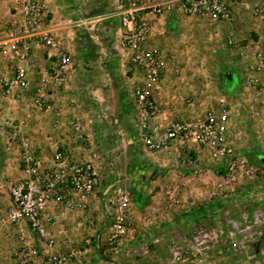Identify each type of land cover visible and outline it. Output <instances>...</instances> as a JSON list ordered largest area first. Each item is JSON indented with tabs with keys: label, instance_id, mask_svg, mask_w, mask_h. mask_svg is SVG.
Masks as SVG:
<instances>
[{
	"label": "rangeland",
	"instance_id": "374dc122",
	"mask_svg": "<svg viewBox=\"0 0 264 264\" xmlns=\"http://www.w3.org/2000/svg\"><path fill=\"white\" fill-rule=\"evenodd\" d=\"M117 1H80L81 6L74 8L78 14L71 11V19L80 21L86 18H98H95L96 22L89 23L91 21L89 20L86 25L75 29L74 32L70 31L67 38L65 34L63 38L65 46L68 41H72L71 47L77 51L81 43L78 45L76 42L81 39L83 47L94 52L97 45L91 36L100 35L95 40L100 42L101 36L105 41L113 38L115 48L118 47L121 37L119 29L121 15ZM185 3L186 0L155 2V4H165V11L162 16L153 14L155 17L153 21L156 24H152L153 21L149 20L152 25L151 44L164 51L163 80L167 79L179 86V90L176 91L178 98L174 97L171 102L167 100L170 104L169 108L177 100L185 102L192 100L196 108L204 103L209 106L208 111L216 112L226 105L231 112L230 128L239 136L240 146H242L240 143L242 140L246 144L254 142L264 152V95L260 92L258 94L257 91L254 95L255 88L249 85L246 87L239 84L234 92H229L225 88L221 70L225 68L223 66L229 58L222 51L221 46L224 42L227 43L224 38L217 39L216 35L226 28L208 19L191 17L180 8ZM106 14L110 17L108 15V18L102 19L104 18L102 16ZM86 34H88L87 38L84 37ZM115 57H112L113 62L112 60L111 62L116 64L109 69L103 66V70L95 71L81 70L84 66L78 67L74 75L77 81L82 78L80 79L82 82L79 80L78 83H81L78 85L80 89L67 90L65 94L85 96H81L78 102L79 113L83 117L93 115L100 117L103 120L99 122L101 131L109 127L118 132L121 126L125 125L130 137L142 144L136 130L137 115L132 96V74L129 73L127 66H122V62L117 57L115 61ZM74 61L78 65L79 60L75 56ZM47 64L46 54H43L42 62L35 63L33 89L37 88L41 72L46 70ZM103 73L107 75L110 73L111 76L107 78ZM98 88L102 89L105 95L102 102H96L93 99L92 92ZM31 94H33L32 91L26 97H31ZM28 104L32 105V102L28 101ZM53 104L54 102L51 103ZM12 106V103L6 102L0 89V196L6 198L3 202L6 205H0V210H4L2 213L5 214L11 207V190L22 178L19 165L22 139L29 138L31 144L36 145L35 132L32 135V132L25 131L31 125L29 123L33 117V110L34 118L38 117L37 120L35 119V125L41 120L44 121L46 119L44 115H47V112L38 111L30 106L28 110L31 116L21 127L20 121L24 119L25 114L23 112L24 115L16 119L11 110ZM52 113H54L53 110L49 112V114ZM85 121L82 122L85 124ZM241 122L244 127L252 122V129L241 128ZM99 135L101 136L100 132ZM36 136L40 137V134ZM99 139L102 140L101 137ZM98 144L99 147L94 142L102 160L106 159V163H109L111 155L108 157L106 155L104 139ZM121 151L122 148L115 150V156L121 154ZM249 160L254 164L250 158ZM197 170L199 172L189 174L185 171L180 172L179 168H167L164 172L152 171L150 175L145 174L148 187L152 186L151 196L158 195V198L150 200L147 194L148 210H136V213L130 210L129 235L121 240L118 250L109 249L107 242L105 244L100 242L97 247L96 261L87 263L88 248L78 245L83 252L85 250V253L82 259L75 263L264 264V175L259 174L254 178L239 176L236 180H231L224 173V167L212 171L210 165H205L202 171ZM159 178L160 183L150 184L151 181ZM128 189L131 190L129 187ZM109 207L113 208L111 203ZM195 209L209 210V213L204 214L202 218L187 216ZM171 210L178 211L170 213ZM20 235L18 231L19 240ZM195 238H199L200 241L194 243ZM127 241L128 244L131 242L132 244L130 248L124 249V243L126 244ZM205 241L208 242L205 243ZM78 246H73L71 249ZM176 256H180L181 260H176Z\"/></svg>",
	"mask_w": 264,
	"mask_h": 264
},
{
	"label": "built area",
	"instance_id": "2783aa9c",
	"mask_svg": "<svg viewBox=\"0 0 264 264\" xmlns=\"http://www.w3.org/2000/svg\"><path fill=\"white\" fill-rule=\"evenodd\" d=\"M15 1L18 5L16 18L3 28L6 40L0 42V89L5 99H27L38 111L49 113L53 110L58 113L60 120L61 110L51 105L54 102L52 96L65 89L71 80L73 53L55 30L53 12L46 0ZM118 1L121 37L116 50L120 61H123L122 66H127L132 74L136 130L144 147L158 153L176 149L180 145L183 152H180L179 158L188 171L196 173L199 172L200 159L192 153V146L197 145L207 152L216 165L224 167V173L231 180L239 176L254 178L259 174L264 175V166H256L240 154V138L230 128L231 112L226 105L220 111H208L204 118L194 121L176 118L165 124L156 122L161 110L157 95L162 92L165 62L162 49L150 44L151 23L140 13L150 11L155 16H162L166 5L155 4L154 0ZM241 2L243 0H186L180 8L191 17L208 19L226 28L236 21V7ZM250 11L254 19L264 21L262 3L254 4ZM74 24L71 19L69 25ZM78 24L86 25V21L80 20ZM226 43L235 49L238 46L233 37ZM240 49L237 50L243 56ZM37 50L44 51L49 66L41 72L38 86L33 89ZM259 54L264 69V47H261ZM250 83L264 95V78L262 82L251 78ZM31 91V97H26ZM185 103L190 107L195 105L192 100ZM30 116L27 113L20 121L21 127ZM67 123L81 146L82 159L75 157L69 148L58 145L51 158L45 160L29 138L22 139L19 165L23 177L11 190V207L7 213L0 211V219L21 234L20 246L10 251L16 264H34L35 258L41 253L40 246L50 249L55 247L56 241L50 232L54 221L46 216L50 207L84 212L103 187L102 156L94 140L85 131L75 107L71 108ZM132 205L130 192L120 189L115 193L107 236L109 249L118 250L121 240L129 235L128 214ZM94 222L91 219V224ZM195 241L198 243L200 240L195 238ZM91 244L92 240H86L85 245ZM82 248H73L67 253H48L43 263L79 262L85 253ZM175 259L180 261L181 257L176 256Z\"/></svg>",
	"mask_w": 264,
	"mask_h": 264
},
{
	"label": "crops",
	"instance_id": "0c3cea01",
	"mask_svg": "<svg viewBox=\"0 0 264 264\" xmlns=\"http://www.w3.org/2000/svg\"><path fill=\"white\" fill-rule=\"evenodd\" d=\"M46 1L49 4L51 11L53 12L56 24L55 30H57V33L60 34L63 38H67L70 31L74 32L75 29L82 27V25L80 26V24H78V21H74L72 19L74 23H76L72 26L69 25V21L71 20V11L77 15L78 12L75 11L74 8H79L81 6L80 1L85 0ZM92 1L93 0H88V2ZM154 1L157 3H162L165 0ZM256 3H262L264 5V0H243V2H241V4H238L236 7L237 18L234 24L230 27H226V29L222 30V32H219V35H216L217 39L218 37H220L222 39L224 38L225 41L233 37L239 46H237V48L235 49L228 44H225V42L221 46L222 51L226 54V56H228L227 58H229L228 60L226 59V65L223 66L225 68L221 70L222 76L224 77V75L228 71H233L239 77V84H242L246 87L248 85L253 86L250 83L251 78L258 79L260 82H262L264 78V69L262 68V64L259 58L260 49L261 47H264V21L250 17V9ZM118 8L120 7L118 6ZM17 9L18 5L16 4L15 0H0V42L2 40H6V34L4 33L3 28L8 26L15 20ZM140 14L147 20L153 21L155 18L150 11H142ZM108 15L109 14L103 15L102 17L104 18L102 19H106V17L108 18ZM95 18H86L84 21L87 22L91 20L89 23H93L97 21V19ZM152 24L156 23H154L153 21ZM92 29H94V27ZM65 34L67 36L64 37ZM98 36L100 37V35ZM98 36H91L92 39H94V43H96L95 45H97V49L96 51H94L97 54L92 52V50H90L89 48L83 47L81 39L76 42V44L78 45L79 43H81L78 47L80 49L77 48V51L73 49V47H71L72 41H68L66 45L71 49L73 53V70L71 71V80L65 89L52 96L55 108L61 110V119H58V113L56 112L52 114L46 113L47 115H44L46 119L44 121H39L35 125V119L37 120L38 117L35 116L36 118H34L35 114L33 110V113L31 112L33 114V117L31 118L29 123V125H31L30 127L28 126L25 131L27 133L32 132V135L35 132V137L37 140H34V143L39 148L40 153L43 155L45 160L51 158L54 150L58 145L69 148L74 152L75 157L82 159V156H80L81 146L77 142L71 130V127L67 123L70 110L71 108L75 107L82 121L86 120L84 129L87 132L88 136L94 139V142H96L98 147V142L104 139V150L107 151L106 155L107 157L108 155H111L109 157V163H106V159L105 161H101V167L104 175L103 187L91 199V206L84 212L70 211L54 206L50 207L47 210L46 216L53 218L54 221L53 226L50 227V232L51 235L55 238L56 245L51 249L47 248L44 245L40 246L41 253L35 258L34 264H44L43 261L45 260V256L48 253H66L73 246L78 245L84 248H88L87 253H89V257L86 262L88 263L92 261V263H94L96 261V257H98V243L101 242V244H105L107 242L108 231L111 225L113 213V208L109 207V203L113 204L114 195L118 190L122 189L130 192L133 199V207L131 206L130 208V210H134L132 213H136V210L146 211L149 208V201L145 207L139 208L136 205L135 200L141 196L143 197V199H145L146 202V198L148 196H150L149 198L151 200L157 199L158 195L151 196L153 192L152 186L150 185L148 187V184L146 183L144 177L145 174L150 175L152 171L164 172L167 170V168H179L180 172L185 171L189 174L192 173V171L187 170V168L181 161V158H179L180 152H183V148L180 145H177L176 149L153 153L147 150L143 144H139V142H137L135 138L134 141L133 138L130 137L125 125H122L121 129L118 132L112 130V128L109 127H105V130L101 131L99 128V122H103V120L100 119V117H96L94 115L90 117H83L80 115L78 110V106L80 105H78V102L82 95L77 94L76 96L69 93L65 94V91L67 90L78 91V89H80L78 88V85H81V83H78L82 78H80V76V79L77 81L76 76L74 75V73L78 71V67L81 68V66H84V68H82L81 70L89 69L95 71L103 70V66L109 69V67H112L116 64V62L115 64L112 63V57L116 56L119 59V54L115 48V40L111 38L105 41L101 36L102 40L99 42L98 40H95V38H99ZM152 41L154 42L153 38ZM238 48L242 49L240 50L243 52V56H241L238 52ZM35 54L34 67L35 63L42 62V56L45 53L43 50H37ZM74 56L79 60L78 65L74 61ZM116 57L115 61L117 59ZM47 65L49 66V61ZM103 74L104 76H107V78H109L108 76H111L110 73H108V75L107 73ZM73 78L75 80H73ZM80 81L82 82V80ZM253 87L255 88L253 90L254 95L255 91H257V93L260 92L258 90V87ZM178 90L179 86L177 85V83L173 84L167 79L163 80L162 92L157 95L158 102H161H159L161 110L159 117L156 119V122H163L165 124L168 120H173L176 118L194 121L196 119L204 118V116L207 114V107L209 106H206L204 103L202 105H198L196 108L195 105L193 107H190L185 103V101L177 100L175 103H172L173 106L169 108L170 104L168 102H171L174 97L178 98V95L176 94V91ZM92 95L94 97L93 99L96 102H102L105 99L103 90L100 88L95 89L92 92ZM5 100L6 102H10L13 104L11 110L14 113L13 116H15L16 119H20L23 112L26 116L27 113L30 112L28 108L30 106H33L28 104L29 100L27 99ZM240 124L242 125H240V127L246 128V130L252 129L253 126L252 122H249V124H247L245 127L243 126L242 122ZM238 130H240V128ZM99 132L101 133V136L99 135ZM39 134L40 137H37L36 135ZM106 136H109V138H106ZM100 137L102 140L99 139ZM240 143L242 145L239 147L240 154L244 155L247 158H250V156L253 155V159L251 160L256 166H260L259 156L264 154L263 149L260 150L254 142H248L246 144V142L242 140L240 141ZM119 148H122L121 154L115 156L116 154H114V151ZM192 150V153L195 155V157L197 155L200 159V165L198 166V169H201V171L202 167H204L205 165H210L212 171H217L219 167H221L216 165L210 159L207 152L202 150L199 146L193 145ZM110 152L112 154H110ZM21 175L23 177L22 172ZM154 183H160V178L150 182V184ZM128 187L131 188L130 191ZM5 199L6 198L0 196V205H6L3 203ZM176 211L178 210H171L170 213H174ZM91 219L95 220L94 224H91ZM17 233L18 231L15 228L8 226V223L0 219V264H16L14 258L11 256L10 251L20 243ZM93 237L96 238L93 239ZM88 239L92 240V244L90 246L85 245L86 240ZM131 244H128L127 241L126 244L124 243L123 248H130ZM86 258L87 255L85 256V259Z\"/></svg>",
	"mask_w": 264,
	"mask_h": 264
},
{
	"label": "water",
	"instance_id": "95a60500",
	"mask_svg": "<svg viewBox=\"0 0 264 264\" xmlns=\"http://www.w3.org/2000/svg\"><path fill=\"white\" fill-rule=\"evenodd\" d=\"M239 85V77L233 71H228L224 75V86L229 92H234ZM260 161L264 164V154L259 156Z\"/></svg>",
	"mask_w": 264,
	"mask_h": 264
},
{
	"label": "trees",
	"instance_id": "16d2710c",
	"mask_svg": "<svg viewBox=\"0 0 264 264\" xmlns=\"http://www.w3.org/2000/svg\"><path fill=\"white\" fill-rule=\"evenodd\" d=\"M84 37L87 38V37H88V34H86ZM250 159H252L251 156H250ZM259 165H260V166H264V164H263L261 161L259 162ZM135 203H136V205H137L139 208H143V207H145V206L148 204V200H146V202H145V199H143V197L140 196V197H138V198L135 200ZM207 213H209V210L195 209V210L189 212V213L187 214V216H190V217H193V218H197V217H201V218H202L203 215H204V214H207Z\"/></svg>",
	"mask_w": 264,
	"mask_h": 264
}]
</instances>
